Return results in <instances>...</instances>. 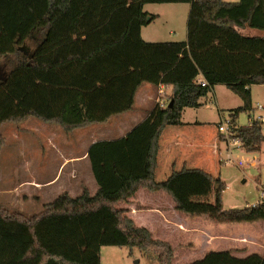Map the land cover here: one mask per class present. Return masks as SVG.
<instances>
[{"label": "trees", "instance_id": "trees-1", "mask_svg": "<svg viewBox=\"0 0 264 264\" xmlns=\"http://www.w3.org/2000/svg\"><path fill=\"white\" fill-rule=\"evenodd\" d=\"M163 2L191 4L186 40L142 37V27L156 18L144 6ZM247 27L262 34H246L241 29ZM1 60L7 67L0 78V127L33 116L72 132L131 110L144 82L173 92L168 106L156 103L125 136L89 147L95 194L64 192L32 216L0 206V264H102L103 246L162 247L161 264H173L171 244L137 226L119 204L145 187L167 191L179 209L193 213L172 188L176 173L155 179L159 138L219 83L243 100L230 113L234 122L253 110L251 86L264 84V0H0ZM236 132L248 150H260L261 124ZM4 144L0 132V154ZM218 220H264V200ZM187 264H264V255L210 252Z\"/></svg>", "mask_w": 264, "mask_h": 264}, {"label": "crops", "instance_id": "crops-1", "mask_svg": "<svg viewBox=\"0 0 264 264\" xmlns=\"http://www.w3.org/2000/svg\"><path fill=\"white\" fill-rule=\"evenodd\" d=\"M147 12L156 15V18L158 16L154 12ZM148 26L142 27V37L148 42H158L152 38L156 35L155 31L145 32ZM202 78L199 76L198 80ZM147 83L144 82L138 88L131 110L114 115L104 123H97L103 124L104 127L93 129L91 126L94 124H92L77 128L84 131L72 135L76 137L75 145L90 135L81 152L58 150L61 163L51 181L57 179L56 182H59L63 179L62 193L68 192L72 196H78L85 188L92 195L97 192L98 184L94 179L88 157L89 147L99 140H112L125 136L148 116L157 103L159 86L155 87ZM165 91L169 99L173 87L165 86ZM205 123L204 120L184 121L182 115V124L168 125L159 138L155 179L167 180L176 173L172 180V188L186 208L193 213L179 209L176 200L167 191H152L145 187L140 188L134 196L119 204V207L126 210V215L137 226L149 229L155 239L171 244L174 248L173 264L191 263L203 259L210 252L229 251L238 258H245L255 253L264 255V220L252 223H229L218 220V217H224L230 211L246 206L225 202L224 191L228 188V184L223 177L220 165L223 162L220 145L221 140L224 141L222 135L219 133L213 140L209 138L199 140L197 138L199 133H195L194 130L189 131L187 127L200 128L205 126ZM45 125H57L63 132L65 131L56 123ZM65 132L69 135L75 131ZM46 137L48 141H52L51 135ZM26 167H30L29 159H26L22 165V168ZM221 182L223 190L219 193ZM73 186L77 187L72 189ZM72 191L78 192L72 194Z\"/></svg>", "mask_w": 264, "mask_h": 264}, {"label": "rangeland", "instance_id": "rangeland-1", "mask_svg": "<svg viewBox=\"0 0 264 264\" xmlns=\"http://www.w3.org/2000/svg\"><path fill=\"white\" fill-rule=\"evenodd\" d=\"M233 1L239 0H231ZM144 8L145 11L158 14L155 20L147 24L148 30H145L146 33L156 32L152 37L154 40L187 39L191 9L189 2L147 3ZM241 30L252 35L262 34V31L249 27ZM6 67L7 64L1 60L0 78L6 76ZM251 90L254 108L252 115L257 117L264 114V111L255 108L258 103H264V84L252 85ZM241 105L242 98L226 84L219 83L209 88L207 94L200 98L199 106L186 107L183 120L206 121L205 126L200 128L187 126L188 130L199 133L197 137L199 140L208 138L213 140L219 135L218 123L221 119L229 118L231 111ZM249 114L248 111L241 112L235 119L236 125L247 126ZM45 124L49 123L31 116L22 122H5L0 127V132L5 138L0 154V206L10 213L32 216L43 212L46 203L53 201L63 192V179L59 182H56L57 179L51 181L61 163L58 150L81 152L90 137L87 135L75 145L76 137L72 135L81 133L83 129L74 130L75 132L69 136L59 126ZM96 127L104 126L103 124L91 126L93 129ZM262 132L264 134V124ZM49 135L52 136V141H48L46 136ZM221 141L223 162L220 165L228 184L224 191L225 202L238 206L256 204L264 195V141L259 151L248 150L245 146H231L232 160H228L227 142ZM67 147L72 148L67 150ZM26 159L30 160V167L22 168ZM76 187L73 186L72 189ZM77 192L72 191V194ZM164 249L156 247L145 252L136 246H103L102 264H161L160 253Z\"/></svg>", "mask_w": 264, "mask_h": 264}, {"label": "built area", "instance_id": "built-area-1", "mask_svg": "<svg viewBox=\"0 0 264 264\" xmlns=\"http://www.w3.org/2000/svg\"><path fill=\"white\" fill-rule=\"evenodd\" d=\"M198 82L203 86L207 87L209 84L208 82L202 78L199 79ZM157 103L160 105V107L165 108L169 104V99L167 97L166 91H165V85H160L158 88V98ZM257 109H260L261 111H264V103H258L255 107ZM254 110V108H253ZM249 111V124L247 126H252L255 122H258L259 124H264V114H260L259 116L255 117L252 115V111ZM239 126L236 125V123L233 120L232 115L230 114L229 118H222L221 121L218 123V130L220 135L223 136L224 141L227 142V150H228V160H232V154H231V146H243V142L240 138L236 137V129ZM264 190V189H263ZM264 200V195L261 198L259 202L252 206H256L259 203H262Z\"/></svg>", "mask_w": 264, "mask_h": 264}, {"label": "water", "instance_id": "water-1", "mask_svg": "<svg viewBox=\"0 0 264 264\" xmlns=\"http://www.w3.org/2000/svg\"><path fill=\"white\" fill-rule=\"evenodd\" d=\"M148 20H149V17H148Z\"/></svg>", "mask_w": 264, "mask_h": 264}]
</instances>
